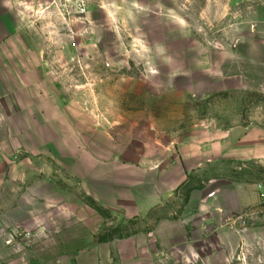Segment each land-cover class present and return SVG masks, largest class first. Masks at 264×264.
<instances>
[{
    "label": "rangeland",
    "instance_id": "obj_1",
    "mask_svg": "<svg viewBox=\"0 0 264 264\" xmlns=\"http://www.w3.org/2000/svg\"><path fill=\"white\" fill-rule=\"evenodd\" d=\"M88 3L83 19L66 21L38 0L29 22L64 103L63 140L48 160L58 199L86 218L85 248L98 250L86 264H200L185 251L163 254L160 222L162 235L174 233L164 222L190 217L205 187L264 182V163L210 164L145 218L128 198L142 190L144 167L180 146L264 130V0ZM256 215L243 227H264V210Z\"/></svg>",
    "mask_w": 264,
    "mask_h": 264
},
{
    "label": "crops",
    "instance_id": "obj_2",
    "mask_svg": "<svg viewBox=\"0 0 264 264\" xmlns=\"http://www.w3.org/2000/svg\"><path fill=\"white\" fill-rule=\"evenodd\" d=\"M38 6V0H0V264H86L88 256L98 255L85 248L86 218L71 211L66 197L58 199L60 188L48 163L55 161V145L62 139H56V129L65 122L64 103L29 25ZM44 157L46 164L40 163ZM254 161L264 163L262 129L238 128L218 141L182 145L167 161L144 167L142 190L132 187L128 198L136 203L133 213L148 217L210 164ZM257 184L228 183L216 190L207 185L197 202L192 200L190 217L164 222L165 231L174 225V233L162 235L160 222L163 254L185 251L200 264H264V227L245 228L240 219L259 223L256 214L264 202ZM71 223L82 225V232L70 236ZM17 231L31 232L33 239L7 246Z\"/></svg>",
    "mask_w": 264,
    "mask_h": 264
},
{
    "label": "built area",
    "instance_id": "obj_3",
    "mask_svg": "<svg viewBox=\"0 0 264 264\" xmlns=\"http://www.w3.org/2000/svg\"><path fill=\"white\" fill-rule=\"evenodd\" d=\"M50 8L54 9L64 20L83 19L88 13L89 0H47ZM257 191L260 199L264 202V182L257 184ZM242 226H246L247 221L240 218ZM33 239L31 232L17 231L11 234L10 240L6 245L20 244Z\"/></svg>",
    "mask_w": 264,
    "mask_h": 264
}]
</instances>
